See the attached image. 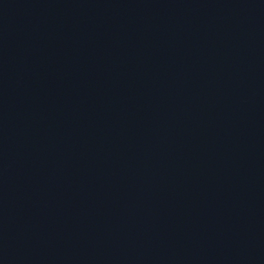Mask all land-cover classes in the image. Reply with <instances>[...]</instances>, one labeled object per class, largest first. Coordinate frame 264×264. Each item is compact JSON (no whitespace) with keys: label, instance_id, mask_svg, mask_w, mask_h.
Returning a JSON list of instances; mask_svg holds the SVG:
<instances>
[{"label":"water","instance_id":"water-1","mask_svg":"<svg viewBox=\"0 0 264 264\" xmlns=\"http://www.w3.org/2000/svg\"><path fill=\"white\" fill-rule=\"evenodd\" d=\"M0 264H264V0H0Z\"/></svg>","mask_w":264,"mask_h":264}]
</instances>
